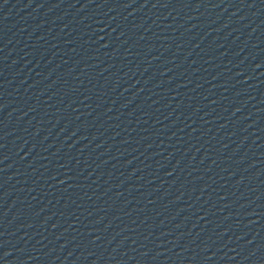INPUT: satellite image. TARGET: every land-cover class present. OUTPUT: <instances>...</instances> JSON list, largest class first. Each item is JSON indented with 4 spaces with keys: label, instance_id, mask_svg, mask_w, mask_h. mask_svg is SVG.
Listing matches in <instances>:
<instances>
[{
    "label": "water",
    "instance_id": "water-1",
    "mask_svg": "<svg viewBox=\"0 0 264 264\" xmlns=\"http://www.w3.org/2000/svg\"><path fill=\"white\" fill-rule=\"evenodd\" d=\"M264 254V0H0V264Z\"/></svg>",
    "mask_w": 264,
    "mask_h": 264
}]
</instances>
